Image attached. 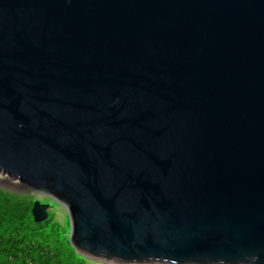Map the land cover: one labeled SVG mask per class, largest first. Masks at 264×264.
<instances>
[{
  "label": "water",
  "instance_id": "water-1",
  "mask_svg": "<svg viewBox=\"0 0 264 264\" xmlns=\"http://www.w3.org/2000/svg\"><path fill=\"white\" fill-rule=\"evenodd\" d=\"M0 176L90 261L264 264V0H0Z\"/></svg>",
  "mask_w": 264,
  "mask_h": 264
},
{
  "label": "trees",
  "instance_id": "trees-1",
  "mask_svg": "<svg viewBox=\"0 0 264 264\" xmlns=\"http://www.w3.org/2000/svg\"><path fill=\"white\" fill-rule=\"evenodd\" d=\"M31 193L0 188V264H90L68 243V226L53 214L34 222Z\"/></svg>",
  "mask_w": 264,
  "mask_h": 264
},
{
  "label": "rangeland",
  "instance_id": "rangeland-1",
  "mask_svg": "<svg viewBox=\"0 0 264 264\" xmlns=\"http://www.w3.org/2000/svg\"><path fill=\"white\" fill-rule=\"evenodd\" d=\"M0 188L12 191L15 193H30L27 192L24 188H22L16 181L9 180L5 176H0ZM34 201H38L40 204H45L48 206L47 208V215L53 214L54 219L60 223L62 226H68V235H69V222L68 217L65 209L55 201H53L51 198L43 195L33 194ZM90 264H103L99 262H93L90 261Z\"/></svg>",
  "mask_w": 264,
  "mask_h": 264
}]
</instances>
